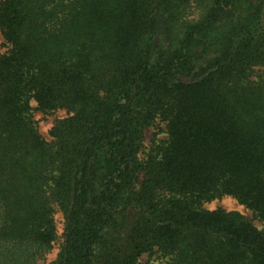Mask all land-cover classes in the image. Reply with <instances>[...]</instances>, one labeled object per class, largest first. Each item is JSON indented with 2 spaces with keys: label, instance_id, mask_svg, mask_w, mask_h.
Segmentation results:
<instances>
[{
  "label": "trees",
  "instance_id": "16d2710c",
  "mask_svg": "<svg viewBox=\"0 0 264 264\" xmlns=\"http://www.w3.org/2000/svg\"><path fill=\"white\" fill-rule=\"evenodd\" d=\"M0 35V264L45 259L55 207L49 264H264V0H0Z\"/></svg>",
  "mask_w": 264,
  "mask_h": 264
},
{
  "label": "rangeland",
  "instance_id": "374dc122",
  "mask_svg": "<svg viewBox=\"0 0 264 264\" xmlns=\"http://www.w3.org/2000/svg\"><path fill=\"white\" fill-rule=\"evenodd\" d=\"M4 50L3 41L0 35V53ZM257 75L262 74L264 76V69H256ZM32 107L35 108L36 105L32 103ZM67 117V113L65 110H57L54 112L43 113L38 110H34L32 112V118L35 122V126L41 135V137L50 142L51 138V129L53 128L55 122L60 119H64ZM166 139V128L165 124L160 122L159 120L155 121L153 125L148 127L145 130L144 134V149L143 154H146L149 151V148H152L156 145L159 141ZM203 209L207 211H214L217 209L224 210L225 212H236L240 214L244 219L251 222L257 229L261 230V224L254 218L252 212L247 210L243 205L239 204L235 199L232 197H223L219 200H215L209 203L204 204ZM54 220H55V227H56V238L55 242L51 250L46 255L45 259L40 261L39 264H49L56 261L58 254L61 249V245L63 242V232L65 228V221L63 218L62 213L56 209L54 212ZM139 264H164V262L158 258V255L148 256L147 254L143 255L139 259Z\"/></svg>",
  "mask_w": 264,
  "mask_h": 264
}]
</instances>
